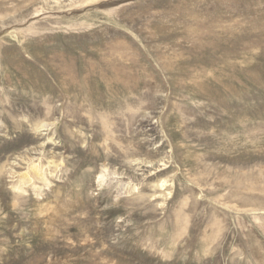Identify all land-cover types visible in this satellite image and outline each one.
Listing matches in <instances>:
<instances>
[{
  "label": "rangeland",
  "instance_id": "1",
  "mask_svg": "<svg viewBox=\"0 0 264 264\" xmlns=\"http://www.w3.org/2000/svg\"><path fill=\"white\" fill-rule=\"evenodd\" d=\"M0 264H264V0H0Z\"/></svg>",
  "mask_w": 264,
  "mask_h": 264
}]
</instances>
